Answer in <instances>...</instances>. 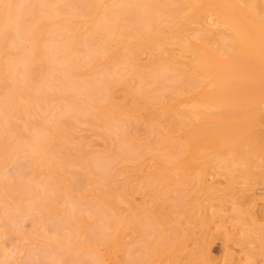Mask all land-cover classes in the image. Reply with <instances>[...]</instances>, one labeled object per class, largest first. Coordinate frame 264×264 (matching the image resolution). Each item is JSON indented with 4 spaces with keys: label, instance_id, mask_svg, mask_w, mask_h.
I'll return each instance as SVG.
<instances>
[{
    "label": "bare ground",
    "instance_id": "1",
    "mask_svg": "<svg viewBox=\"0 0 264 264\" xmlns=\"http://www.w3.org/2000/svg\"><path fill=\"white\" fill-rule=\"evenodd\" d=\"M261 184L264 0H0V264H264Z\"/></svg>",
    "mask_w": 264,
    "mask_h": 264
},
{
    "label": "rangeland",
    "instance_id": "2",
    "mask_svg": "<svg viewBox=\"0 0 264 264\" xmlns=\"http://www.w3.org/2000/svg\"><path fill=\"white\" fill-rule=\"evenodd\" d=\"M89 131V130H88ZM91 132V131H90ZM86 133V132H85ZM88 134H90L89 132H87ZM86 133V134H87ZM91 134H92V132H91ZM218 174H216V175H210L209 176V181H210V183H216V186H221V187H225L226 186V184L228 183V180H227V178H225L223 175H218ZM215 185V184H214ZM240 186V185H239ZM263 185L261 184V185H257V192L259 193V194H261V193H263L264 191V189H263ZM260 196V195H259ZM261 197V199H259L258 200V202H259V206H264V199H263V196L261 195L260 196ZM225 215H226V213H224ZM223 217V216H222ZM220 218V219H224V217L223 218ZM225 218H226V216H225ZM264 221V220H263ZM30 223L29 222H26V223H24V228L27 230V229H29L30 228V225H29ZM29 227V228H28ZM10 236V235H9ZM9 236H8V238H9ZM11 237V236H10ZM7 240H10L11 242H13V240L12 239H7ZM10 241H7V243H10ZM10 247L12 246V244H8ZM231 247V249H230V251L231 252H233V254L234 255H236V257H237V259H240V257H242L243 259L242 260H240V261H244L245 260V258H246V252H245V250H243L240 246H238V245H234V247H233V245L232 246H230ZM229 249V248H228ZM212 254H213V256H214V258H215V264H225L226 262H225V259H226V254H227V246L225 247V245L223 246V243L220 241V240H216L215 241V243L213 244V246H212ZM244 254V255H243ZM245 256V257H243V256ZM224 258V259H223ZM239 261V262H240ZM259 261H261V263H262V260H259ZM245 262V261H244ZM243 262V263H244ZM242 263V264H243ZM32 264H34V263H32ZM245 264V263H244Z\"/></svg>",
    "mask_w": 264,
    "mask_h": 264
}]
</instances>
